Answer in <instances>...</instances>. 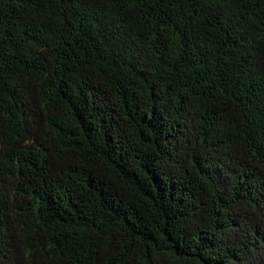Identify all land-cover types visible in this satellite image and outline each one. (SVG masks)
<instances>
[{"label":"trees","instance_id":"1","mask_svg":"<svg viewBox=\"0 0 264 264\" xmlns=\"http://www.w3.org/2000/svg\"><path fill=\"white\" fill-rule=\"evenodd\" d=\"M0 264H264V0H0Z\"/></svg>","mask_w":264,"mask_h":264}]
</instances>
